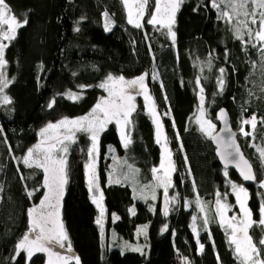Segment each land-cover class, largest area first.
Wrapping results in <instances>:
<instances>
[{"label": "trees", "instance_id": "1", "mask_svg": "<svg viewBox=\"0 0 264 264\" xmlns=\"http://www.w3.org/2000/svg\"><path fill=\"white\" fill-rule=\"evenodd\" d=\"M6 2L18 19L26 17L29 22L18 29L5 49V72L11 81L5 92L11 103H0V264L47 263L45 253H36L31 260L25 251L16 254V246L29 228L28 210L39 204L46 191L42 171L22 163L27 150L38 142L40 129L62 117L88 114L105 96L98 85L109 74L131 79L144 73H148L160 111L168 113L163 121L176 163L174 187L168 196L176 200L165 216L163 194L158 195L156 205L152 199L138 198L126 182H109L114 181L108 156L111 145L139 169L144 183L153 181L152 169L160 164L162 149L155 142V125L143 98L138 96L128 148L123 147L115 123L101 134L97 178L107 232L114 228L123 238L138 241L139 228L149 224L146 236L139 240L145 249L124 252L111 247L110 236L102 240L96 223L100 209L93 203L94 192L89 190L86 161L76 158L62 208L72 251L80 264H182L184 260L190 264H239L217 219L215 200L217 193L219 198L229 193V181L243 182L233 170L227 169L228 175H224L225 168L211 138L200 131L196 114L203 87L208 116L216 123L222 107L230 112L236 131L244 118L257 115L264 120V57L258 51L260 45L243 46L235 38V20L229 24L218 19L219 10L211 6V0H185L173 26L174 44L166 30L157 31L147 23L140 29L129 24L121 0ZM105 12L111 18L110 31L104 27ZM220 68L225 69L222 91L218 83ZM154 74L156 79L152 78ZM69 93L79 99H70ZM53 100L50 109L48 104ZM261 121L251 139L238 135L257 175V183L245 184L255 221L260 219L259 208L264 201V189L258 186L259 179L264 178V160L258 151L264 149ZM87 140L86 134H78L80 148ZM197 197L205 206L203 212L195 203ZM229 201H233L232 195ZM132 208L135 215L129 211ZM114 213L119 217L115 222ZM205 215L209 220L206 229ZM193 217L199 221L202 252L190 228ZM165 226L167 230H163ZM250 233L254 241L264 235L255 224ZM261 256L264 258V251Z\"/></svg>", "mask_w": 264, "mask_h": 264}, {"label": "snow or ice", "instance_id": "2", "mask_svg": "<svg viewBox=\"0 0 264 264\" xmlns=\"http://www.w3.org/2000/svg\"><path fill=\"white\" fill-rule=\"evenodd\" d=\"M121 2L127 10V22L129 24L140 29L147 23L157 31L166 30L173 44L175 43L176 33L173 30V26L176 22V15L185 0H121ZM222 4L228 10L221 9ZM211 6L219 10L218 19L225 20L229 24H233L235 20V24H233L235 38L241 41L243 46L251 44L253 48H256L259 44L258 51L264 57V0H219V2L211 0ZM104 15L106 17L105 30L110 31L112 27L111 18L107 12ZM146 17L147 19L145 20ZM28 22L26 17L23 20L18 19L13 14L6 0H0V93L11 83L7 79L5 72L7 65L5 49L8 47V44L4 43V41L14 40L17 30L26 26ZM76 31H79V29L77 28ZM245 36H247V40H245ZM219 71L221 76L218 79V83L222 91L225 69L220 68ZM147 76L148 73H144L135 79L126 80L123 76L114 77L112 74H109L106 80L98 85L107 92V96L101 97L88 114L74 119L65 117L55 123L49 122L45 127L40 129L38 133L40 137L39 141L27 150L22 163L28 168L42 171V187L46 191L39 205L28 210L29 228L16 246L17 255L21 251H25L27 259L31 260L36 253H45L48 257L47 264H71L72 261H75V264H80L78 256H65L61 252L54 250L56 247L61 249L67 247L68 252L72 251L71 242L60 218V202L64 195L65 185L68 182L67 155L70 146L77 142V133H84L91 140V147L87 153L90 159L85 167L88 170L89 190L94 192L93 203L100 209V216L97 218L96 223L100 225V232L103 236L105 209L102 204L103 193L100 192L99 196L95 195V191L98 190V183L94 154L98 152L100 134L106 131L107 126L112 123H115L120 130L123 147L128 148L132 143L126 129L131 125L132 114L136 111V94H142L144 97L145 107L152 118V123L155 125V142L162 149L159 167L152 169L155 184L146 185L145 187L152 189L151 199L153 200L156 199L155 189H163L165 198L164 215L168 214V203L176 200L175 196L171 198L168 196L169 188L174 187L172 174L176 171V168L175 162L172 160L171 149L168 147V138L163 131V122L156 110L155 101L148 92L145 83ZM152 78L156 79L157 76L154 74ZM197 84H199V81H197ZM135 89H138V92H134L133 90ZM203 92V87H200L201 107L200 115L197 117L196 122L200 125V131L204 132L219 145L218 155L224 161V175H228V165L233 164L239 170V174L244 181L257 182V176L253 172L251 164L240 153L238 145L232 139L235 133H231L227 141H222L220 137L213 135L216 125L211 120L203 119V105L205 102ZM68 95L70 99H79L75 93H69ZM2 102L9 104L11 100L5 95L2 97ZM54 103L55 100L50 102L48 108L51 109ZM167 114L165 113V115ZM226 117L227 113L221 109L217 119L226 123ZM261 123H264V120ZM246 124L255 130L257 126L256 116L253 115L250 119H243L241 121L240 132L244 136H251V133L245 131L243 128V125ZM224 131L230 132V129L225 128ZM2 132L3 128H0V133ZM182 147L183 145H181ZM229 149L232 151H229ZM258 151L260 157L264 160V149H258ZM185 160H187V157H185ZM128 167L133 175L138 172L137 169H132L131 165ZM125 179H128V177L125 176ZM109 182L119 183L120 181L110 180ZM229 184L231 185L232 194L235 196L239 213L233 214L230 217L227 215L233 208V206L224 202L228 193L224 194V200L219 198L220 194L217 193V199L215 200V213L219 217L220 225L226 226L225 232L228 237V244L233 248L235 258L239 264H264V258L261 256L262 251H264V235L258 241H254L253 237L249 234V230L254 224L261 227V231L264 233V201H262L259 208L260 219L259 221H254L252 210L248 207V190L243 185H238L231 181H229ZM258 186L264 189V179H259ZM28 195L32 196L33 193L29 192ZM140 198L146 199L143 195V190L141 191ZM195 203L200 207L202 212L205 210V206L201 204L198 197ZM129 211L135 215L134 208L129 209ZM113 219L118 220L119 217L114 215ZM195 219L193 217L192 231L196 234L197 243L202 252L204 245L199 243V233L195 226ZM208 222V217L205 215L203 221L205 229ZM144 230L142 228L139 231ZM163 230H167V226ZM132 250L140 251L139 248H132ZM217 259L219 260V256H217Z\"/></svg>", "mask_w": 264, "mask_h": 264}, {"label": "rangeland", "instance_id": "3", "mask_svg": "<svg viewBox=\"0 0 264 264\" xmlns=\"http://www.w3.org/2000/svg\"><path fill=\"white\" fill-rule=\"evenodd\" d=\"M6 27V26H5ZM173 30H174V28H173ZM18 31V30H17ZM9 42L10 41H4V43H6V44H9ZM7 76V75H6ZM141 76V75H140ZM114 77H119V76H114ZM139 77V76H138ZM149 76H147L146 77V80H145V83H146V85H147V88H148V92L150 93V95L153 97V99H154V101H155V106H156V110H157V112L160 114V118H161V120H162V122H163V126H164V121H163V119H164V113H162L161 111H160V109H159V107H158V104H157V102H156V100H155V98H154V96H153V94H152V92H151V88H150V85H149V82H148V78ZM135 78H137V77H135ZM135 78H131V79H126V80H132V79H135ZM7 79H8V77H7ZM9 80V79H8ZM6 89V88H5ZM5 89H4V91L2 92V93H0V103H2V97L3 96H7V94H6V92H5ZM134 92H138V89H135V90H133ZM106 92V91H105ZM107 96V92L105 93V96L104 97H106ZM138 96H141L142 98H143V100H144V97H143V95L142 94H136L135 95V104H137L136 103V97H138ZM145 102V101H144ZM201 107V106H200ZM200 107H199V109H198V112H197V114H196V121H197V117L200 115ZM203 109H204V117H203V119H206V120H211L212 121V123H214L215 125H216V128H215V130H214V132H213V134L214 133H216V131L218 130V128H219V123L217 122H215L213 119H211L209 116H208V113H207V108L205 107V103H204V105H203ZM84 116V115H83ZM253 116V115H252ZM256 116V118H257V126H258V124L260 123V121H261V117L260 116H257V115H255ZM79 117H82V116H79ZM62 118H65V117H62ZM62 118H60L59 120H61ZM67 118H69V119H74V118H78V117H74V118H71V117H67ZM251 117H249V118H244V119H250ZM59 120H54V121H52V123H55V122H57V121H59ZM243 120V119H242ZM242 120H240V123H239V129L236 131L237 132V134L238 135H240V136H242V137H244V138H250L251 139V137L253 136V134H254V132H255V130H253L252 128H251V126L250 125H243V128H244V130L245 131H247V132H250L251 133V136H244L241 132H240V127H241V121ZM109 125H111V124H109ZM108 125V126H109ZM108 126H107V128H108ZM200 126V125H199ZM257 126H256V128H257ZM45 127V126H44ZM118 130H119V128H118ZM126 131L128 132V134L130 135V137H131V125H129L128 126V128L126 129ZM163 131H164V133L166 134V136H167V138H168V147L171 149V152H172V160L175 162V159H174V151H173V148H172V145H171V140H170V138H169V136H168V134H167V131H166V128H165V126L163 127ZM119 132H120V130H119ZM78 134L79 133H77V142L75 143V144H72L71 146H70V149H69V153H68V155H67V160H68V166H67V180L69 181V178L71 177V174H72V170H73V166H74V163H75V160H76V158H78V159H80V158H82L83 160H85L86 161V164L87 163H89V156H88V150L90 149V147H91V140H90V138L88 137V135H86L87 136V138H88V140H87V143H85L84 144V146H82L81 148H80V146H79V143H78ZM102 134V133H101ZM101 134H100V136H101ZM39 139H40V137H39ZM39 139H38V141H39ZM99 141H100V137H99ZM94 156H95V172H96V176L98 175V172H99V163H100V156H99V142H98V152L97 153H95L94 154ZM108 156L111 158V164H110V172H111V176L113 177V179H114V181L115 180H119L120 181V183H128V184H130V186L135 190V195L138 197V198H140V196H141V191L143 190V195H144V197H146V199H144V198H142V199H144L145 201H149L150 199H151V195H152V189H150V188H146L145 186L146 185H154L155 184V180L153 179V181H151V182H148V183H144V182H142L141 181V178H140V172H139V169L134 165V164H132L131 162H129V160H128V158H127V156L126 155H121L119 152H118V150H117V148H116V146L115 145H111L110 147H109V150H108ZM129 165H131V167H132V169H137L138 170V172H136L135 173V175H133V173L129 170ZM159 167V166H158ZM175 168H176V163H175ZM174 174H175V172L172 174V180H173V176H174ZM157 175H159V173H157ZM125 176H127L128 177V179H125ZM264 179V178H263ZM231 182H233V183H236V184H238V185H243L247 190H248V193H249V196H250V191H249V189L247 188V186L245 185V183L243 182V184H241V183H238V182H236V181H233V180H231ZM68 183V182H67ZM125 183V184H126ZM66 186H67V184L65 185V188H64V193H65V190H66ZM229 193H228V195H227V198H226V200L224 201V202H226L227 204H229V205H231V206H233V208H232V211H230V212H228L227 213V215L230 217V216H232L233 214H238L239 213V209H238V206H236V200H235V196H234V194H232V189H231V185L229 184ZM170 189L171 188H169V190H168V194L170 193ZM155 193H156V199L155 200H153L155 203H156V205L158 204V195L159 194H163V189L162 188H156L155 189ZM233 196V201L232 202H230L229 200H230V196ZM64 196V195H63ZM169 198H171V197H169ZM222 200H224V196L221 198ZM60 204H61V206H60V218H61V220H62V208H63V198H62V200H61V202H60ZM170 204H174V202H172V203H169V205ZM39 205V204H38ZM38 205H36V206H38ZM168 205V206H169ZM188 207V206H187ZM248 207L250 208V206H249V199H248ZM253 213V212H252ZM118 216L116 213H114L113 214V216ZM196 218V217H195ZM252 218H253V220H254V216H252ZM217 219L219 220V217L217 216ZM113 221L115 222V221H117V220H114L113 219ZM255 221V220H254ZM62 223H63V220H62ZM193 223H194V221H193V218H192V220H191V222H190V228H191V230H192V226H193ZM198 224H199V221L197 220V219H195V226H196V228H197V232H198ZM63 225H64V223H63ZM103 225H104V235H103V237H102V240H104V239H106L107 238V236H110V238H111V247L112 248H117V249H120V250H122V251H124V252H128V251H133L132 250V248H139L140 249V251H143L144 249H145V244L144 243H141V242H139V240H142V238L141 237H145L146 236V230H144V231H139V233H138V241H130V240H127V239H125V238H123L114 228H112V229H110V232H107V229H105V224H104V222H103ZM145 226H146V228H148L149 227V224H144V225H141V227L139 228V230L140 229H146L145 228ZM224 228L226 227V226H223ZM64 229H65V231H66V233H67V235H68V232H67V230H66V227H65V225H64ZM106 230V231H105ZM192 233L194 234V237H195V239L197 240V237H196V234L192 231ZM249 234L251 235V233H250V230H249ZM68 238H69V236H68ZM66 244H67V242H66ZM130 246V247H129ZM199 249H200V247H199ZM54 250H56V251H59V252H61V254L62 255H65V256H75V254L73 253V251H71V252H68L67 251V247H65V248H63V249H61V248H59V247H56ZM200 251V250H199ZM47 256V255H46ZM47 259H48V257H47ZM182 264H190V262H186L185 260L184 261H182L181 262ZM47 264V263H46Z\"/></svg>", "mask_w": 264, "mask_h": 264}, {"label": "water", "instance_id": "4", "mask_svg": "<svg viewBox=\"0 0 264 264\" xmlns=\"http://www.w3.org/2000/svg\"><path fill=\"white\" fill-rule=\"evenodd\" d=\"M221 109H223L227 113L226 123L224 121H221V120L217 119V121L219 123V128L216 131V133H214L213 135L220 137L222 141H227L229 139V137L231 136V133H235V136L232 137V139L235 140L236 145H238V147H239L240 153H242L244 158L249 162V164H251L252 170L256 174L254 165H253L252 161L250 160V158L248 157V155L246 154V152H245V150H244V148H243V146H242V144H241V142H240V140L238 138V134H237V132H236L234 126H233L232 118H231V115H230V112L228 111V109L226 107L220 108L217 111V115L216 116L218 117V114L220 113ZM225 128L230 129V132L224 131ZM212 143H213V145H214V147L216 149V156L219 159V162L221 163L222 167L225 168L224 161H222L220 159V156L218 155L219 145L214 140H212ZM229 151H232V150L229 149ZM227 169L228 170L229 169L233 170L238 175V177L242 180V182H244L248 186H251V185H254L255 183H257V182H253V181H244L243 178L239 174V170L233 164H229ZM97 183H98V190L95 191V195H99V192H100V182H99L98 178H97ZM168 205H169V203H168ZM168 205H167V207H168ZM164 208H165V198L163 197V210H164Z\"/></svg>", "mask_w": 264, "mask_h": 264}]
</instances>
